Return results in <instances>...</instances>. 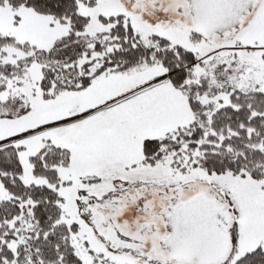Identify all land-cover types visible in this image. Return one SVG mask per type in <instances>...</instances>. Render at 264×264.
I'll return each mask as SVG.
<instances>
[{"label":"snow or ice","instance_id":"1","mask_svg":"<svg viewBox=\"0 0 264 264\" xmlns=\"http://www.w3.org/2000/svg\"><path fill=\"white\" fill-rule=\"evenodd\" d=\"M0 264H264V0H0Z\"/></svg>","mask_w":264,"mask_h":264}]
</instances>
